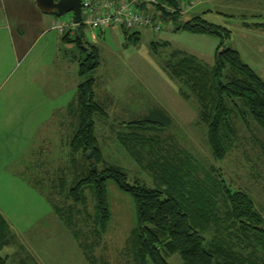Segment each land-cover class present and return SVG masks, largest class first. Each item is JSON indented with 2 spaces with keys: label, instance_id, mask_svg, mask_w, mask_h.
Masks as SVG:
<instances>
[{
  "label": "rangeland",
  "instance_id": "rangeland-1",
  "mask_svg": "<svg viewBox=\"0 0 264 264\" xmlns=\"http://www.w3.org/2000/svg\"><path fill=\"white\" fill-rule=\"evenodd\" d=\"M178 1L180 6H189L180 12L183 17L174 22L159 15L160 30L155 32L151 27L139 30L141 41L137 46L127 45L118 28L106 29L100 34L83 26L85 46H95L100 57L98 68L85 79H94L96 100L107 114L105 118L94 119L103 159L122 168L130 183L139 180L154 187V171L145 168L152 157H142L144 164L140 166L123 149L117 136L127 131L122 123L142 119L151 109L159 108L172 120L160 135L161 146L165 150L173 147L190 153L201 172L208 173L211 167L219 170L233 190L243 191L252 198L264 219V131L251 118L243 124L239 118L232 117L236 141L225 159L215 161L207 146L206 126L199 121L196 100L183 99L178 93L183 87L163 69L172 50L191 53L204 64H213L217 38L174 30L185 19L208 12L207 22L230 32L224 48L237 51L242 61L264 81V31L252 26L264 24V0ZM42 16L49 21L54 18L68 22L72 15ZM49 21L47 28L52 24ZM243 24H248L250 30ZM75 28H67L64 33ZM61 35L55 30L41 34L36 18L28 15L24 20L18 16L17 21L10 17L7 23L0 15V215L11 236L9 246L1 250V255L8 256L7 264H85L71 231L52 205L66 203L61 180L66 183L65 188L70 186L74 178L73 164L83 162L79 154L74 163L68 142L77 122L76 108L70 105L75 104L77 87L82 81L78 61L85 54L73 43L60 42ZM154 42H166L169 46L153 55L151 44ZM92 158L91 152L89 159ZM207 189L210 198L207 210L219 220L212 227L220 229L201 233L207 244L231 246L228 240L231 238L232 246L244 259H264V233L241 229L240 224L226 219L225 203L228 202L218 187L209 184ZM106 192L109 220L106 233L95 248L96 262L130 264L129 245L137 228L134 201L112 180L106 181ZM85 196V204L80 209L83 220L78 225L75 222V228L90 243L96 210L90 189ZM167 262L182 264L176 255Z\"/></svg>",
  "mask_w": 264,
  "mask_h": 264
},
{
  "label": "trees",
  "instance_id": "trees-1",
  "mask_svg": "<svg viewBox=\"0 0 264 264\" xmlns=\"http://www.w3.org/2000/svg\"><path fill=\"white\" fill-rule=\"evenodd\" d=\"M162 1L176 12L167 14L163 11L160 18L178 22L182 18L179 12L181 3L178 0ZM260 26L264 27V24ZM181 30L219 40L212 66L180 50H172L163 64L170 78L183 87L179 90L181 97L196 100L199 121L207 129V146L213 159L219 162L225 159L237 138L232 117L239 118L243 124L251 118L264 131V81L242 61L237 51L224 48V40L230 38L227 29L211 24L203 17H195L176 26L175 31ZM121 31L127 45H139L141 37L138 32ZM71 32H74V38H71ZM61 42L73 43L85 54L78 61V74L82 81L77 87L75 104L70 105V108L73 105L76 108L77 122L68 142L74 163L79 154L83 162L73 164L74 178L70 186L65 188L66 183L61 180L66 203L52 205L71 231L87 263L98 264L95 248L106 233L109 220L106 181L112 180L134 201L137 228L129 245L130 264H169L167 259L174 255L182 264H264L262 258L254 261L244 259L241 252L232 246L234 240L231 238L228 239L231 246L207 244L201 233L220 230L212 227L219 220L207 210L210 206V198L207 197L209 184L216 189L218 187L228 202L225 203L226 219L237 222L241 229L264 233V219L252 198L243 191L233 190L219 170L211 167L208 173L201 172L200 165L190 153L173 150V147L165 150L161 146L160 135L172 124L171 117L163 110L155 107L142 119L122 123L127 131L117 136L123 149L140 166L144 164L142 157H152L145 168L154 171V187H148L139 180L130 183L122 168L105 162L96 137L94 119L105 118L107 114L96 100L94 79H85L87 74L98 68L99 51L95 46H85L82 25L62 34ZM168 46L166 42H154L151 51L158 55L160 48ZM220 49L222 52L218 55ZM88 151L92 152V159L87 157ZM210 175L215 177L214 180L209 178ZM87 189L94 195L96 210L90 243L81 230L75 228V222L78 225L83 220L80 209L85 204ZM10 238L8 225L0 215V264H7L8 256L3 257L1 250L9 246Z\"/></svg>",
  "mask_w": 264,
  "mask_h": 264
},
{
  "label": "built area",
  "instance_id": "built-area-1",
  "mask_svg": "<svg viewBox=\"0 0 264 264\" xmlns=\"http://www.w3.org/2000/svg\"><path fill=\"white\" fill-rule=\"evenodd\" d=\"M193 3L190 4V6ZM189 6H179L183 12ZM155 11L149 13V11ZM174 14L176 11L166 6L162 0H82L80 25L92 31H103L118 28L133 31L138 28L151 27L155 32L160 30L157 17L163 14ZM73 18L68 22H52V29L63 34L67 28L75 27Z\"/></svg>",
  "mask_w": 264,
  "mask_h": 264
},
{
  "label": "crops",
  "instance_id": "crops-1",
  "mask_svg": "<svg viewBox=\"0 0 264 264\" xmlns=\"http://www.w3.org/2000/svg\"><path fill=\"white\" fill-rule=\"evenodd\" d=\"M198 5V4H197ZM196 5V6H197ZM208 13V12H207ZM207 13H203L201 16H196V17H205V15L207 14ZM2 14V18L5 20V22L7 23L8 21H10V17L13 19V20H15V21H17V17L19 16V17H21L22 18V20H24V18L25 17H27V15L29 16V17H31V18H36V23L38 24V25H40L41 26V34H44V33H46L47 31H49V30H53V29H51V26H52V24H51V26H50V28L48 27L47 28V23H48V18H43V14H41L37 9H36V7H35V4H34V2H33V0H0V15ZM188 14V13H187ZM190 14V13H189ZM25 16V17H24ZM183 17V16H182ZM193 18H195V17H192V18H190V19H185L184 20V22L185 21H188V20H191V19H193ZM54 19V18H53ZM53 19H51L50 21H49V23L51 22H54L55 20H53ZM72 19V16L70 17V19L68 20V21H70ZM204 19H206V17L204 18ZM23 23V22H22ZM210 23V22H209ZM211 24H213V23H211ZM260 24H263V23H258V24H253L252 26H253V29L255 28L256 30H260V31H264V27H261L260 26ZM248 25V24H247ZM246 24H243V27L245 28V29H249L248 28V26H247ZM217 26H219V25H217ZM17 27H20L19 25H17ZM21 28V27H20ZM141 29H145V28H138V29H135V30H133V32H138L139 34H140V31L139 30H141ZM176 29V28H175ZM174 29V30H175ZM74 30V29H73ZM250 30V29H249ZM10 31H12V29H10ZM100 34H102L103 32H104V30L103 31H98ZM71 34H72V32H71ZM11 35H12V33H11ZM13 37V36H12ZM140 37H141V35H140ZM94 38V37H93ZM19 39V38H18ZM59 40H60V42H61V36H60V38H59ZM255 44L257 43V41H255L254 42ZM218 46H219V43H218V45H217V47H216V49H215V55H216V50H217V48H218ZM262 46V44L260 45V47ZM264 46V45H263ZM262 46V47H263ZM183 52H185V51H183ZM187 53V52H186ZM188 54H190V55H193V54H191V53H188ZM193 56H195V55H193ZM196 58H198L197 56H195ZM199 59V58H198ZM200 60V59H199ZM201 61V60H200ZM214 61H215V59H214ZM202 62V61H201ZM203 63V62H202ZM213 64H214V62H213ZM212 64V65H213ZM207 65V64H206ZM212 65H208V66H212ZM257 72V71H256ZM257 74V73H256ZM259 77H261V76H259ZM262 78V77H261ZM178 93H179V91H178ZM254 202V201H253ZM255 204V203H254ZM255 207H256V205H255ZM257 208V207H256ZM257 210H258V208H257ZM259 211V210H258ZM260 212V211H259ZM261 213V212H260ZM262 214V213H261ZM2 216V215H1ZM3 217V216H2ZM4 219V218H3ZM5 220V219H4ZM6 222V221H5ZM83 259H84V261H85V264H88L87 263V261L85 260V258H84V256H83ZM34 260V259H33Z\"/></svg>",
  "mask_w": 264,
  "mask_h": 264
},
{
  "label": "water",
  "instance_id": "water-1",
  "mask_svg": "<svg viewBox=\"0 0 264 264\" xmlns=\"http://www.w3.org/2000/svg\"><path fill=\"white\" fill-rule=\"evenodd\" d=\"M36 9L42 14H57L59 17L71 14L75 24L81 21V1L82 0H33ZM222 49L218 51V55ZM87 157L91 158V152H87Z\"/></svg>",
  "mask_w": 264,
  "mask_h": 264
}]
</instances>
